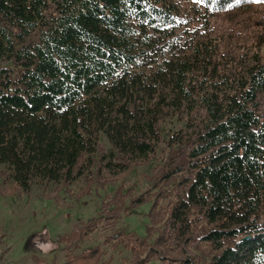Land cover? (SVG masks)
<instances>
[{
	"label": "trees",
	"instance_id": "16d2710c",
	"mask_svg": "<svg viewBox=\"0 0 264 264\" xmlns=\"http://www.w3.org/2000/svg\"><path fill=\"white\" fill-rule=\"evenodd\" d=\"M163 138L152 187L102 197V221L59 236L64 264H112L84 247L99 232L125 264H264V0H0V166L18 188L100 198ZM147 204L143 239L118 227Z\"/></svg>",
	"mask_w": 264,
	"mask_h": 264
},
{
	"label": "rangeland",
	"instance_id": "374dc122",
	"mask_svg": "<svg viewBox=\"0 0 264 264\" xmlns=\"http://www.w3.org/2000/svg\"><path fill=\"white\" fill-rule=\"evenodd\" d=\"M177 125L164 126V138L168 129ZM158 145L156 153L146 163L138 162L131 170L121 172L119 169L107 174L108 180H118L102 196L95 194L80 198L84 185L81 181L72 184L68 192L53 185L37 183L28 192L18 188L8 179L5 168L0 166V252L5 264H64L67 250L59 244L60 235L69 233L77 227L94 221H102L101 201L105 195H112L115 188L123 184L126 189H133L139 196L152 187L150 178L154 170L164 163L167 155L165 139ZM102 143L110 148L106 140ZM151 205L147 204L138 210L124 214L118 227L128 233H136L141 239L146 235L149 225L147 217ZM101 232L92 236L84 247L90 249L102 246L107 250L105 260L112 259V264H125L129 260L128 252H115L103 244L105 236Z\"/></svg>",
	"mask_w": 264,
	"mask_h": 264
},
{
	"label": "built area",
	"instance_id": "2783aa9c",
	"mask_svg": "<svg viewBox=\"0 0 264 264\" xmlns=\"http://www.w3.org/2000/svg\"><path fill=\"white\" fill-rule=\"evenodd\" d=\"M1 255H2V252H0V260H1ZM0 264H5V263H3L2 261H0Z\"/></svg>",
	"mask_w": 264,
	"mask_h": 264
}]
</instances>
